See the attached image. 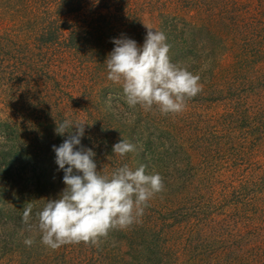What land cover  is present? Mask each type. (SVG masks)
<instances>
[{
    "label": "rangeland",
    "instance_id": "rangeland-1",
    "mask_svg": "<svg viewBox=\"0 0 264 264\" xmlns=\"http://www.w3.org/2000/svg\"><path fill=\"white\" fill-rule=\"evenodd\" d=\"M56 2L0 0V264L142 262L125 229L99 247L51 250L35 228L4 221L9 208L32 203L34 214L64 188L52 146L67 138L54 131L65 119L88 123L81 145L101 174L128 164L162 176L164 190L139 218L159 230L157 264H264V0H82L66 17L108 27L80 40L103 60L60 41L35 44ZM145 25L166 35L174 64L200 76L202 91L179 114L130 108L107 79L113 38L142 46ZM121 139L135 145L123 158L112 152Z\"/></svg>",
    "mask_w": 264,
    "mask_h": 264
},
{
    "label": "clouds",
    "instance_id": "clouds-1",
    "mask_svg": "<svg viewBox=\"0 0 264 264\" xmlns=\"http://www.w3.org/2000/svg\"><path fill=\"white\" fill-rule=\"evenodd\" d=\"M145 27L142 46L127 37L113 38L114 48L104 62L107 79L122 88L130 108L139 106L148 112L155 107L162 115L179 114L202 91L200 76L174 64L166 35ZM86 124L80 119L57 124L55 133L67 134L59 146H52L55 163L64 173V188L34 214L32 203L22 213V222L29 230L35 228L40 242L51 250L81 242L99 247L113 230L138 223L149 200L164 190L162 176L146 174L144 165L133 169L123 164L101 174L93 159L95 152L81 145ZM133 151L135 145L123 139L112 146L121 158ZM33 242L24 240L26 246Z\"/></svg>",
    "mask_w": 264,
    "mask_h": 264
},
{
    "label": "trees",
    "instance_id": "trees-1",
    "mask_svg": "<svg viewBox=\"0 0 264 264\" xmlns=\"http://www.w3.org/2000/svg\"><path fill=\"white\" fill-rule=\"evenodd\" d=\"M81 3L82 0H57L56 11L54 13L50 12L51 14L49 16L39 18L41 28L33 32L35 44L41 46L47 43L51 44L55 41H60L70 49L78 51L84 56L88 53L92 60H103L101 58H104L105 55L101 50L94 51L91 49L93 52L90 50L82 52L83 46H80V40L83 41L82 36L84 35L87 37V42L90 43V37H100V34L103 33L104 30L107 33L108 27H103L102 23L99 24L95 21H90L88 23L89 26L81 25L80 22H77L78 25H76V23L69 21L66 17L67 14L76 11V5L79 7ZM33 168L35 169L34 166ZM33 180L38 186L40 182L39 178L33 176ZM0 186L3 185L0 183ZM3 216H5L4 221L6 222L13 219L11 225L14 226L15 230L23 229V231H28V227L22 222V213H17L14 210L11 211L9 208V210L6 211V215L3 214ZM158 232L157 225L141 221L125 229L121 235L124 237L129 248L133 247V245L141 247L140 249L144 252L142 262H140L141 264H157L161 262L160 257H158L160 250L155 239ZM121 240L122 239H120V241ZM121 264H123L122 260Z\"/></svg>",
    "mask_w": 264,
    "mask_h": 264
}]
</instances>
